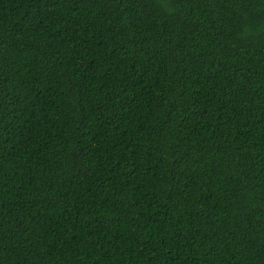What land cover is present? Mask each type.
I'll return each mask as SVG.
<instances>
[{
  "label": "trees",
  "instance_id": "trees-1",
  "mask_svg": "<svg viewBox=\"0 0 264 264\" xmlns=\"http://www.w3.org/2000/svg\"><path fill=\"white\" fill-rule=\"evenodd\" d=\"M0 264H264V0H0Z\"/></svg>",
  "mask_w": 264,
  "mask_h": 264
}]
</instances>
